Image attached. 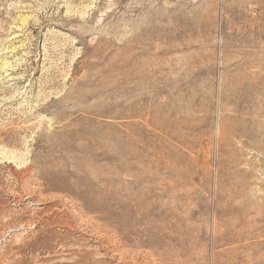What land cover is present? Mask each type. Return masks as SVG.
Here are the masks:
<instances>
[{
  "label": "rangeland",
  "instance_id": "374dc122",
  "mask_svg": "<svg viewBox=\"0 0 264 264\" xmlns=\"http://www.w3.org/2000/svg\"><path fill=\"white\" fill-rule=\"evenodd\" d=\"M0 264H264V0H0Z\"/></svg>",
  "mask_w": 264,
  "mask_h": 264
},
{
  "label": "bare ground",
  "instance_id": "6f19581e",
  "mask_svg": "<svg viewBox=\"0 0 264 264\" xmlns=\"http://www.w3.org/2000/svg\"><path fill=\"white\" fill-rule=\"evenodd\" d=\"M131 254H133V253H131Z\"/></svg>",
  "mask_w": 264,
  "mask_h": 264
}]
</instances>
